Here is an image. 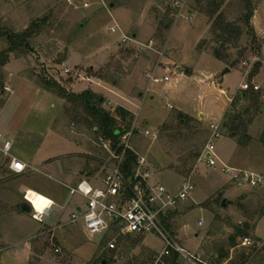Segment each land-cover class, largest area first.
I'll list each match as a JSON object with an SVG mask.
<instances>
[{
	"label": "rangeland",
	"instance_id": "obj_1",
	"mask_svg": "<svg viewBox=\"0 0 264 264\" xmlns=\"http://www.w3.org/2000/svg\"><path fill=\"white\" fill-rule=\"evenodd\" d=\"M213 1L0 0V24L6 30L22 33L33 23L40 25L29 48L0 66V147L4 138L13 140V155L28 166L15 175L0 153V264H158L170 256L163 255L167 243L155 233L117 238L116 249L109 250L113 233L91 235L81 223H71L74 205L65 206L69 187L83 179L98 184L116 161L84 112H74L72 104L45 90L43 79L56 80L70 94L93 91L114 116L119 107L130 110L133 121L120 120L119 127L134 129L132 151L146 158L143 170L153 184L176 192L184 181H192L195 189L187 207L173 216V236L187 252L180 257L182 264H264V187H241L222 171L220 158L216 168L200 161L211 139L210 124L216 122L210 119L253 84L250 75L255 64H262L264 50V42L254 41L245 23L244 0H227L212 18ZM220 13L243 31L223 49L213 32ZM166 24L171 27L165 29ZM8 48L6 38H0V54ZM215 49L228 61L216 59ZM195 65L216 74L212 79L202 75L206 87L188 85ZM227 68L233 72L221 77ZM154 73L170 81L154 83ZM224 89L228 96L220 92ZM179 112L192 119L181 123ZM202 112L206 120L199 116ZM263 133L264 112L249 127L253 140L248 146L238 145L234 154L220 139L217 153L225 163L237 164V170L264 176ZM39 151L66 155L45 171L27 162ZM31 190L56 203L44 223L34 219L33 210H22ZM246 223L252 245L243 246L241 237L232 247L235 229ZM184 225L188 229L176 238Z\"/></svg>",
	"mask_w": 264,
	"mask_h": 264
},
{
	"label": "built area",
	"instance_id": "obj_2",
	"mask_svg": "<svg viewBox=\"0 0 264 264\" xmlns=\"http://www.w3.org/2000/svg\"><path fill=\"white\" fill-rule=\"evenodd\" d=\"M111 30L116 32L114 27ZM150 79L154 83L170 81L169 77H155V73L150 76ZM252 86L254 91L260 94L261 101L264 102L262 87L256 84H252ZM248 87L247 85L244 88L247 90ZM5 90L9 91L10 89L6 87ZM223 93L225 94V92ZM210 129L211 139L206 145L200 161L205 162L211 168H216L219 163L216 141L224 137L222 122L210 124ZM147 134L151 135V132H147ZM133 135L134 129H130L121 137L119 146L123 150L120 155H117L116 151L112 149L111 141L105 140L103 137L100 138L105 149L111 154L114 153L116 162L109 166L108 172L98 184L84 179L76 186L69 187V199L65 206L74 205L70 221L72 224L81 223L87 234L113 233L115 239L108 243L109 250L116 249L117 238L155 233L167 243L163 255L170 251L178 252L180 255L186 254V250L175 241L174 234L165 220L191 197L195 189L192 181H184L176 192L171 191L163 184H153L150 181L149 173L143 170L147 163L144 157H138L133 175L127 177L122 170V165L126 152L133 150L131 147ZM13 146V140L4 138L0 153L8 159V170L15 175H22L27 171L28 166L13 155ZM18 165L20 167H17ZM222 171L231 175L232 180L241 187L244 185L253 188L264 187L263 175L237 170L225 164ZM27 194L28 192L25 200L34 212V219L44 223L51 210L56 206L55 201L50 199V207L44 213L39 214L28 200ZM75 197L78 199L76 200ZM199 224L203 225L204 223L201 221ZM242 245L249 246L252 245V242L249 238H245ZM57 252L59 253L60 250Z\"/></svg>",
	"mask_w": 264,
	"mask_h": 264
},
{
	"label": "trees",
	"instance_id": "obj_3",
	"mask_svg": "<svg viewBox=\"0 0 264 264\" xmlns=\"http://www.w3.org/2000/svg\"><path fill=\"white\" fill-rule=\"evenodd\" d=\"M227 0H214L211 10L212 18L217 15L220 8L224 5ZM258 0H244L245 7L247 10V15L244 20L247 26L250 27L254 41H257V36L255 34L254 28L252 26V18L256 10L255 2ZM171 24H166L165 29H169ZM40 32V25L38 23H33L28 29L22 33H12L0 24V38H6L9 48L0 54L2 61L0 66L3 67L9 63L10 57L13 53L20 51L21 49L29 48L30 41L32 38L37 36ZM213 32L216 35L217 41H219L220 47L227 44L230 37H237L239 39L243 31L241 28L236 27L232 23H228L222 13H220L213 24ZM214 57L219 61L226 62L228 57L222 54L221 49H215L213 51ZM262 68L261 62L255 64L254 69L251 72V78L256 77ZM101 80L103 78L99 77ZM42 85L45 90L58 94L59 97L65 99L68 103L72 104L75 108L74 112L77 110H82L86 115V121L91 126L95 133L105 140L111 141L112 149L116 151L117 155L122 153L123 148L120 147L121 137L127 133L130 127L120 128L119 121L124 123L130 117L133 121V116L129 110L124 107H119L116 110V115L114 116L110 112H107L103 108V98L94 93L93 91H85L81 94H70L63 88L56 80L43 79ZM241 102L247 103L245 107L237 110ZM264 102L261 101L260 94L255 92L252 84L249 85L248 89L242 91L235 100L232 101L229 109L226 111L225 116L222 121V132L223 136L235 139L238 145L242 147L248 146L253 138L249 134V127L254 122L257 115L263 113ZM178 118L181 123L185 124L187 120L192 119L188 115L179 112ZM130 124L132 122L130 121ZM261 143L264 144V133L260 138ZM201 153L195 155V158H199ZM138 156L133 152L128 150L125 154V159L122 165V170L127 177L133 175L134 170L137 167ZM170 216L165 220L168 227ZM236 233L231 237V246L236 247L238 238H248L250 235V225L246 223L242 227H237ZM257 242H260L259 238H256ZM1 250V249H0ZM170 256H163L158 264H182L179 260L181 255L178 252L170 251ZM227 257V256H226ZM103 263V262H102Z\"/></svg>",
	"mask_w": 264,
	"mask_h": 264
},
{
	"label": "crops",
	"instance_id": "obj_4",
	"mask_svg": "<svg viewBox=\"0 0 264 264\" xmlns=\"http://www.w3.org/2000/svg\"><path fill=\"white\" fill-rule=\"evenodd\" d=\"M251 23H252V26L254 28L255 34L258 37V39L260 41L264 42V0H261L258 3V7L255 10L254 17L252 18ZM262 55H263V57H262V68H261L259 74L256 77H254L253 84H256V85L261 86L262 87V90L264 91V50H263ZM65 66L66 67H69L70 66V63L67 62L65 64ZM67 69H68L67 72H69L70 69L69 68H67ZM231 72H233V70H231ZM206 74H208V75H206ZM224 74L225 73L223 72L220 76L223 77V78H225L224 77L225 76ZM202 75H206V79H212L216 74L215 73H212V72H209V71H201V70H199V68L197 67V65H195L194 66V69H193V73H192L191 77H189V80L187 82L188 85L189 84H193V85L196 84V85H200L202 87H206L207 85L204 84L205 79L202 78ZM82 79H85V78L82 76ZM86 80L91 81L90 78H86ZM221 82H223V79H219V83H221ZM213 83L211 84V86L213 85ZM244 85L245 84L240 85L239 89H241V87H244ZM239 89H237L233 94H235ZM220 92H222V94H223V92H225V96H228L226 89L220 90ZM228 106H229V103L225 102L224 105H223V107H222L223 108V111H221L220 113H218L217 115H215V117H213L212 119H210V121H212V120L214 121L215 120L216 122L221 123L223 121V118L225 116L226 111L228 110ZM211 114L212 113H210L209 115H211ZM199 116L202 117V118H205V120L208 118V115L205 114V113H203V112L200 113ZM221 139L223 141H226L224 143L225 145H231L230 147L233 148V153L234 154L237 152V149H239V148H238V144H237V142H236L235 139H232L230 137H223ZM44 142L45 141H41V143H42L41 146H43ZM45 153L46 152L41 153L40 151L38 153H35V154L33 153L34 155H32V159H29L30 161L28 160L27 162L28 163H31L32 165H34V166H36V167H38L40 169H43V170L45 169V171H46V169H51L53 166L55 167V165H57L60 162V160H56V158H60L63 155H66V154H63V155H60V156L59 155H57V156L56 155L55 156H51V155H47ZM217 155L220 158V160H222L223 164H226L228 166H232L231 168L238 169L237 167H234L237 164L236 165H229L230 164L229 162H226L225 163V161H223V159L221 158V155H219L218 153H217ZM23 162H25V161H23ZM238 166H240V165H238ZM248 172H252V171H248ZM252 173H254V172H252ZM3 179L5 180V178H3ZM185 202H183L180 205V207L182 206L183 208H186L187 207V204H185ZM174 213H176V211L173 212L172 214H170V218H169V224H170V229L171 230H172V225H173V216H174ZM187 229H188V226L187 225H184L183 227H181L180 230L178 231V233L176 232L177 233L176 238H178L180 236V233H182L184 230H187ZM256 229H257V227H256Z\"/></svg>",
	"mask_w": 264,
	"mask_h": 264
},
{
	"label": "bare ground",
	"instance_id": "obj_5",
	"mask_svg": "<svg viewBox=\"0 0 264 264\" xmlns=\"http://www.w3.org/2000/svg\"><path fill=\"white\" fill-rule=\"evenodd\" d=\"M27 198H28V200L33 204V206H34L35 209H36V206H35L34 201H36L37 199H39V198H43V199H46V200L51 201L49 198L45 197L44 195H41V194H39V193H37V192H35V191H32V190H31L30 192H28V194H27ZM49 207H50V204H49V206H47V207L44 208V211H43V212L37 211V209H36V211H37V213L42 214V213H44L45 210H47Z\"/></svg>",
	"mask_w": 264,
	"mask_h": 264
},
{
	"label": "clouds",
	"instance_id": "obj_6",
	"mask_svg": "<svg viewBox=\"0 0 264 264\" xmlns=\"http://www.w3.org/2000/svg\"><path fill=\"white\" fill-rule=\"evenodd\" d=\"M34 203H35L37 211L43 212L44 208L49 206L51 201L43 199V198H39L36 201H34Z\"/></svg>",
	"mask_w": 264,
	"mask_h": 264
},
{
	"label": "water",
	"instance_id": "obj_7",
	"mask_svg": "<svg viewBox=\"0 0 264 264\" xmlns=\"http://www.w3.org/2000/svg\"><path fill=\"white\" fill-rule=\"evenodd\" d=\"M230 69L229 68H227L226 70H225V74H228V73H230ZM228 204H227V202L225 201V202H223V206L224 207H226ZM22 210L23 211H25V212H31L32 211V208L30 207V205H28V204H25V205H23V207H22ZM108 262L107 261H104L102 264H107Z\"/></svg>",
	"mask_w": 264,
	"mask_h": 264
},
{
	"label": "snow or ice",
	"instance_id": "obj_8",
	"mask_svg": "<svg viewBox=\"0 0 264 264\" xmlns=\"http://www.w3.org/2000/svg\"><path fill=\"white\" fill-rule=\"evenodd\" d=\"M17 167H20L19 165Z\"/></svg>",
	"mask_w": 264,
	"mask_h": 264
}]
</instances>
